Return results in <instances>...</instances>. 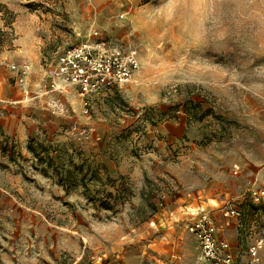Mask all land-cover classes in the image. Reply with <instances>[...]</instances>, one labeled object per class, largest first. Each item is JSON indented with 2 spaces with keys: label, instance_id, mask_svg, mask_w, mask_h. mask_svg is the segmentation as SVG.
Segmentation results:
<instances>
[{
  "label": "rangeland",
  "instance_id": "1",
  "mask_svg": "<svg viewBox=\"0 0 264 264\" xmlns=\"http://www.w3.org/2000/svg\"><path fill=\"white\" fill-rule=\"evenodd\" d=\"M94 31L138 70L84 107L51 72ZM2 61L0 264H211L200 210L264 264V0H0Z\"/></svg>",
  "mask_w": 264,
  "mask_h": 264
},
{
  "label": "built area",
  "instance_id": "2",
  "mask_svg": "<svg viewBox=\"0 0 264 264\" xmlns=\"http://www.w3.org/2000/svg\"><path fill=\"white\" fill-rule=\"evenodd\" d=\"M0 67L15 74L19 86L25 85L29 75L26 65L16 66L2 61ZM138 70L137 53L134 49H124L122 45L111 43L94 31L86 43L78 44L57 55L52 81L71 86L84 107L89 106V98L103 91L110 84H125ZM54 83L51 88H54ZM255 205L264 204V189L251 193ZM238 217L236 211H225L224 217ZM186 229L198 243L200 253L205 261L211 264H257L262 240L256 241L248 248L249 259L237 262L228 243L216 241L215 227L207 214L200 210L199 219L187 225ZM76 264V263H73Z\"/></svg>",
  "mask_w": 264,
  "mask_h": 264
},
{
  "label": "trees",
  "instance_id": "3",
  "mask_svg": "<svg viewBox=\"0 0 264 264\" xmlns=\"http://www.w3.org/2000/svg\"><path fill=\"white\" fill-rule=\"evenodd\" d=\"M108 196V195H107ZM109 197H110V194H109ZM113 203L114 202H111V201H109V200H102V201H100V206L101 207H103L104 209H106V210H110V209H112L113 208Z\"/></svg>",
  "mask_w": 264,
  "mask_h": 264
},
{
  "label": "bare ground",
  "instance_id": "4",
  "mask_svg": "<svg viewBox=\"0 0 264 264\" xmlns=\"http://www.w3.org/2000/svg\"><path fill=\"white\" fill-rule=\"evenodd\" d=\"M56 84H58V86H59V82H55Z\"/></svg>",
  "mask_w": 264,
  "mask_h": 264
}]
</instances>
